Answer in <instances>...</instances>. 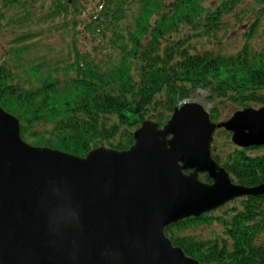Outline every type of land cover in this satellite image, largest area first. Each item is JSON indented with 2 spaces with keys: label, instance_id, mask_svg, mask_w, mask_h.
<instances>
[{
  "label": "trees",
  "instance_id": "16d2710c",
  "mask_svg": "<svg viewBox=\"0 0 264 264\" xmlns=\"http://www.w3.org/2000/svg\"><path fill=\"white\" fill-rule=\"evenodd\" d=\"M4 1L14 24L36 16L30 4L34 0ZM48 1L49 19L66 21V32L74 35L70 64L30 67L28 76L35 83L28 77L22 84V74L4 63L8 56L0 61V106L20 120L29 144L79 157L98 147L128 150L144 121L165 125L197 90L207 91L212 101L264 108V45L256 49L247 42L234 55H215L194 53L191 44L224 29L222 18L234 13L241 0H222L214 9L207 0H86L81 9H75L78 0L72 5ZM258 25H251L250 37ZM24 51L10 52L15 63ZM216 112L211 111L212 120ZM261 149L234 146L225 153L215 143L213 158L233 182L255 187L264 183V152L255 154ZM202 179L211 182L208 175ZM215 221L223 227L215 239L185 235L194 226ZM166 233L200 264H264V195L244 199L224 216L206 214L172 225Z\"/></svg>",
  "mask_w": 264,
  "mask_h": 264
},
{
  "label": "water",
  "instance_id": "95a60500",
  "mask_svg": "<svg viewBox=\"0 0 264 264\" xmlns=\"http://www.w3.org/2000/svg\"><path fill=\"white\" fill-rule=\"evenodd\" d=\"M219 129L239 148L262 147L264 108L215 123L185 102L162 127L144 121L128 150L79 157L27 143L0 106V264H200L167 228L264 195V183L237 184L215 161Z\"/></svg>",
  "mask_w": 264,
  "mask_h": 264
},
{
  "label": "rangeland",
  "instance_id": "374dc122",
  "mask_svg": "<svg viewBox=\"0 0 264 264\" xmlns=\"http://www.w3.org/2000/svg\"><path fill=\"white\" fill-rule=\"evenodd\" d=\"M222 0H207V7L215 8ZM260 0H241L240 3L228 16L222 18L224 29L212 35L210 38L201 40L192 39L191 44L195 49L193 52H206L210 54L234 55L248 42L256 49H260L264 39V4L259 3ZM6 2L0 0V61L7 55L6 62L14 72H19L22 77L19 83H24V80L29 77L32 83H35L33 76H28L29 71L38 64H47L55 68L58 63L68 62L69 44L74 37L66 32L64 22L49 19L52 13L50 9L51 3L48 0H34L31 5L32 10L36 14L33 20L22 24L12 23V14H9L8 8L5 7ZM82 3V2H81ZM80 4L75 9H81L86 5ZM71 11V10H69ZM207 11V10H206ZM4 14L5 18H1ZM132 15H128V20L132 21ZM49 19V20H48ZM125 22V21H124ZM257 22L258 28L253 37L250 27ZM128 24V21L125 23ZM188 30V29H187ZM26 38L27 40H24ZM260 46V47H259ZM18 48H25L21 55L19 63H15L13 53H10ZM67 64H70L69 62ZM209 93L204 90L195 91L188 102H195L202 105L210 114L213 109L217 108V119L214 122H221L228 119L236 111L242 108L230 100L220 102L218 98L209 100ZM180 106V105H178ZM177 106V107H178ZM254 106V105H253ZM219 113V114H218ZM223 129L216 131L214 135V145L222 147V152L233 150L234 145L231 142V137H227L223 133ZM226 132V131H225ZM264 149L256 151L255 154L263 153ZM253 155V153H251ZM203 181V179H202ZM243 199L232 201L223 207L210 212V216H224L226 212L234 207H240ZM223 234V227L215 221L212 225H197L185 232V235L192 236L198 240H211Z\"/></svg>",
  "mask_w": 264,
  "mask_h": 264
}]
</instances>
